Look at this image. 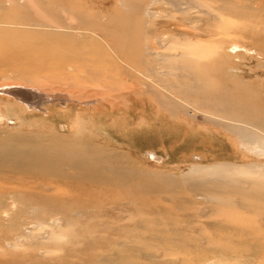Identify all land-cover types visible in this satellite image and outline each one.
Segmentation results:
<instances>
[{
  "label": "rangeland",
  "instance_id": "1",
  "mask_svg": "<svg viewBox=\"0 0 264 264\" xmlns=\"http://www.w3.org/2000/svg\"><path fill=\"white\" fill-rule=\"evenodd\" d=\"M4 82L95 100L0 93V264H264V0H0Z\"/></svg>",
  "mask_w": 264,
  "mask_h": 264
},
{
  "label": "bare ground",
  "instance_id": "2",
  "mask_svg": "<svg viewBox=\"0 0 264 264\" xmlns=\"http://www.w3.org/2000/svg\"><path fill=\"white\" fill-rule=\"evenodd\" d=\"M145 71H148V70L146 69V70H144V72ZM3 85H4V87L2 88L1 86H3ZM0 87H1L0 88V93L6 94V96H9V97L11 96L14 100L19 102V103H17V102L15 103L17 106H19V107L22 106L23 108H28L30 110H34V109H37V108L38 109H40V108L41 109H46L47 108V104H44L46 102V100L55 101V100H58V99L59 100L62 99V100L67 101V102L68 101H71V102L73 101L74 103H76L78 105H81V106H83V105L91 106V104L93 103L92 101L95 100L92 97H90L88 99H87V97L83 98L81 96V93L74 94L73 91H70V90L67 91V89L66 90H64V89L60 90V89L54 88L52 86L51 87H45L43 85H39V84H36V83H25V84L22 83L21 84L20 82L19 83L18 82H16V83L14 82V84L13 83L12 84L11 83L10 84L9 83L0 84ZM59 95L63 96V98L60 97ZM33 146L34 145H32L31 147H33ZM36 148H38V147L36 146ZM21 149L23 150L24 148H21ZM16 151H18V150H16ZM24 151H25V149H24ZM21 152H22V154L24 156L25 152H23V151H21ZM17 154H21V153L17 152ZM27 154H29V153H27ZM15 155H13V156H15ZM19 158H21V157H19ZM37 159H38V157H37ZM9 160H12V159H9Z\"/></svg>",
  "mask_w": 264,
  "mask_h": 264
}]
</instances>
